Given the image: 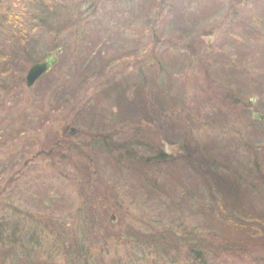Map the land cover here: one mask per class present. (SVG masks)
<instances>
[{
  "label": "rangeland",
  "instance_id": "374dc122",
  "mask_svg": "<svg viewBox=\"0 0 264 264\" xmlns=\"http://www.w3.org/2000/svg\"><path fill=\"white\" fill-rule=\"evenodd\" d=\"M141 1L67 0L0 47V218L55 264H199L214 228L256 240L213 264H264V234L222 221L264 219V0Z\"/></svg>",
  "mask_w": 264,
  "mask_h": 264
},
{
  "label": "trees",
  "instance_id": "16d2710c",
  "mask_svg": "<svg viewBox=\"0 0 264 264\" xmlns=\"http://www.w3.org/2000/svg\"><path fill=\"white\" fill-rule=\"evenodd\" d=\"M64 1L66 2L67 0H0V47L4 46L5 43H11V42L15 43L16 40L18 44H21L20 45L21 47L24 46L22 49H27L29 44L32 43L31 36L34 33V31L36 29H43L45 25L50 27L49 25L51 20H53L54 18L57 19L59 17V15L61 14V9L63 8ZM141 2L143 4L140 5V9L141 7L146 6L147 4H151L152 7L161 4L159 0H146L145 2L143 1ZM196 3H199L198 5L201 4V2H196ZM152 10L153 13L156 12V15H158L159 12L161 11V8L157 9L155 7ZM203 10L207 11L208 9L206 7H203ZM173 18L174 17H172V19ZM166 21L169 22V24H165L163 26L165 27V30L172 23V20L170 18L169 19L167 18ZM148 23L146 24V26L148 25ZM150 27L151 24H149L147 30L148 29L151 30ZM180 29H184V28L180 27ZM165 30H163V32H165ZM4 47L3 50L6 51L7 48L5 49ZM12 49L15 50L16 48L13 47ZM8 65H14L13 60H11V62H9ZM156 156L158 157V159L163 161H166V159L168 158L166 154L163 153V151L161 150L157 151ZM144 161L145 162L147 161L146 158ZM219 178L220 177L213 176L212 179L213 182L216 183V185L221 186L219 182L222 180H220ZM228 186L230 187L224 188L225 190L228 191H223L227 195L225 196V194L221 192V196H219V197H224L223 200L222 198H219V200L226 208H227L226 206L227 203L225 202L226 204H224V201L229 200L228 197L232 196L231 194L228 193H230L231 191H235L234 190L235 184L233 185L229 184ZM250 186H252L253 190H256V186L251 184ZM235 199L237 200V198ZM233 204L236 205V211L234 212L233 210L234 205H232L231 212L229 214L223 215L222 218L223 222H225L228 219L227 221L229 224L228 226L229 228L234 227V229L235 228L237 229L239 227L244 226V227H249L250 229H255L258 233L262 232L264 234V219L260 218L261 222L259 220H255L256 222L255 225L258 227V229L253 228L252 223L254 222L250 218H254L255 215L251 213L252 211L248 210L249 212L246 211L243 212L241 208H239L241 206H239L236 201ZM228 208L227 211L229 210ZM18 223L19 220L10 221L8 219L0 218V264H55L44 259L41 260L39 258L38 254H36L35 251L39 249L40 244H36L33 250L28 245L27 251L22 249L20 251L21 254H19V252L17 251V247L19 245L15 246V244L16 243L22 244L24 240L27 241L29 238L34 237L35 234L30 233L29 235L28 231L22 227H21L22 230L18 231V226H17ZM214 229H215L214 232L210 231L208 234L211 235L209 241L207 238H202V237L198 238V236H196L198 234L192 236L193 238L196 237L194 238L196 240V244L202 250V253L200 255V251L198 249L197 250L195 249L196 251L195 257L199 264H208L207 262L208 259H210L209 264H213V261L217 259V255H222V253H225L228 256L233 255L232 253L235 254L236 251L238 252L244 249L247 244H250L253 240L254 241L256 240L253 239V237H251L250 239L249 238L245 239L244 241H241L237 237H234L235 239L231 240L230 235L224 233L225 231L223 232V230L219 228L217 229L214 228ZM190 233L192 235V232ZM33 239H35L34 241H37L36 238ZM28 242H33V240H30ZM33 245L34 244H32V246ZM242 256H240V258H242ZM240 261L242 263V259ZM245 264H251V262L245 261Z\"/></svg>",
  "mask_w": 264,
  "mask_h": 264
},
{
  "label": "water",
  "instance_id": "95a60500",
  "mask_svg": "<svg viewBox=\"0 0 264 264\" xmlns=\"http://www.w3.org/2000/svg\"><path fill=\"white\" fill-rule=\"evenodd\" d=\"M62 48L59 47L54 53H49L45 59L40 62H36L31 65L30 69L26 74V86H33L36 81L46 72H48L54 63L57 61L58 55L61 53ZM257 118L263 119L264 116L255 114ZM72 129V133H73Z\"/></svg>",
  "mask_w": 264,
  "mask_h": 264
},
{
  "label": "flooded vegetation",
  "instance_id": "af4514ba",
  "mask_svg": "<svg viewBox=\"0 0 264 264\" xmlns=\"http://www.w3.org/2000/svg\"><path fill=\"white\" fill-rule=\"evenodd\" d=\"M74 132V131H73Z\"/></svg>",
  "mask_w": 264,
  "mask_h": 264
}]
</instances>
